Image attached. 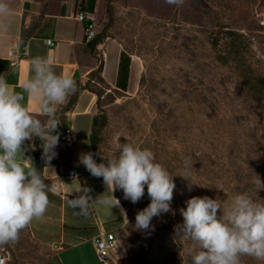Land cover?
Returning <instances> with one entry per match:
<instances>
[{"label":"rangeland","instance_id":"rangeland-1","mask_svg":"<svg viewBox=\"0 0 264 264\" xmlns=\"http://www.w3.org/2000/svg\"><path fill=\"white\" fill-rule=\"evenodd\" d=\"M107 6L108 0H98L97 34L117 39L140 62L143 74L128 93L91 83L100 92L92 126L96 152L111 158L123 143L148 148L176 185L175 214L153 217L149 230L134 228L137 212L148 206L144 197L132 203L117 189L128 222L108 260L183 264L186 249L195 245L175 238L174 230L183 223L180 209L188 199L219 198L222 209L237 193L264 200V190L255 188L257 177L264 183V102L249 95L235 64L218 60L228 48L226 32L234 30L243 35L247 62L264 81V0H183L179 6L165 0H112L111 17ZM185 158L194 167L189 181L180 176ZM98 161L106 163L99 155ZM0 251L7 264L55 261L28 227L18 242ZM241 264L260 262L242 257Z\"/></svg>","mask_w":264,"mask_h":264},{"label":"clouds","instance_id":"clouds-1","mask_svg":"<svg viewBox=\"0 0 264 264\" xmlns=\"http://www.w3.org/2000/svg\"><path fill=\"white\" fill-rule=\"evenodd\" d=\"M165 2L179 6L183 0ZM11 14L6 0H0V17ZM31 70L33 75L24 82L21 91L0 77V246L18 242L20 233L47 211L49 186L31 157L25 155L33 147L26 142L40 139L45 168H51L59 142L57 106L65 104L78 90L71 76L57 74L44 58H34ZM25 94L39 100L41 113L47 119L42 121L29 113L24 103ZM97 155L106 163H97L92 152L82 153L79 163L92 176L102 178L111 195L104 192L96 199L90 195L89 187L81 185L74 198L67 201L68 207L78 215L87 216L90 203L119 207L113 195L117 189L123 191L124 199L137 203L145 194V186L150 203L137 212L136 230H149L153 217L169 212L175 214L171 208L176 187L173 175L156 162L150 149L123 143L111 158ZM184 163L180 176L189 181L193 163L189 158H185ZM191 185L189 183V190ZM255 188L256 193L264 190L259 177ZM185 203L186 209H180L183 223L175 226V238L190 241L195 247L186 249L187 260H183V264H241L242 257L264 264V200L237 193L223 209L219 198L208 196L192 197ZM218 211L222 214L218 215ZM121 214L126 217L123 209Z\"/></svg>","mask_w":264,"mask_h":264},{"label":"crops","instance_id":"crops-1","mask_svg":"<svg viewBox=\"0 0 264 264\" xmlns=\"http://www.w3.org/2000/svg\"><path fill=\"white\" fill-rule=\"evenodd\" d=\"M12 14L0 17V77L17 91L32 75L31 61L36 57L44 58L57 74L79 78L86 84L90 74L103 64L101 76L112 90L131 92L137 88L143 74L142 65L132 54L127 53L115 38L106 37L94 51L89 48L86 39V22L76 19L79 12L87 15L96 28L100 17L97 13L98 0H6ZM95 28V30H96ZM97 33V31H96ZM54 40L49 46L46 40ZM91 83H97L94 78ZM70 98V97H69ZM57 106L59 142L55 148L56 156L51 168L43 169V177L49 186V205L44 216L34 220L28 229L32 237L40 244L53 251L59 264H106L97 250L95 240L113 232L120 241V234L128 222L127 210L114 191L119 207H106L90 203L87 216L78 215L68 207L67 201L74 198L82 186L91 189L90 195L99 199L105 188L102 178L92 176L79 163L82 153L92 152L99 163L91 133L93 117L98 103V96L90 90H83L75 106L66 113H60L68 103ZM26 107L30 114L42 121L43 116L38 99L25 94ZM71 129L74 140L67 142L63 134ZM36 139V138H35ZM33 145L25 155L36 151L40 146ZM26 164L31 165L29 161ZM74 168L81 172L79 177H68V170ZM116 204L113 199V205ZM121 209L126 217L121 214ZM111 254V253H110Z\"/></svg>","mask_w":264,"mask_h":264},{"label":"trees","instance_id":"trees-1","mask_svg":"<svg viewBox=\"0 0 264 264\" xmlns=\"http://www.w3.org/2000/svg\"><path fill=\"white\" fill-rule=\"evenodd\" d=\"M110 3H112V0H108L107 12H108L109 17H111L112 15V9H111ZM89 22L90 21H87L86 25ZM226 36H227V39L229 40L228 48L226 52L220 53L218 60L220 61V63L224 65L235 64L240 74V77L242 78V81L248 90L249 95L261 103L264 102V81L260 79V76H256L255 70L247 62V57H246V47L247 46H245L244 42H241V38H243V35L239 34L238 32L234 30H228L226 32ZM106 37L108 36L104 35L103 33H98L96 38L92 42L89 43V48L92 51H94L95 47L99 43H101L102 40ZM102 68H103V64L102 62H100L99 67L90 74L89 80L86 84H82L79 78H74V80L76 81L78 90L74 95L70 96L68 103L60 111V113H66L70 111L77 103L79 99V95L81 91L83 90H90L92 92H95L98 96V103H99L100 92L91 87V80L95 78L99 85L101 86L103 85L107 87V85L105 84V80L101 76ZM91 142L93 144V148H94L96 157L98 159V155L96 152L95 136L93 133H91ZM34 143L38 146L41 145V141L39 138H36ZM42 153H43V150L40 146L38 150L33 151L27 154L26 156L31 157L33 165L38 170H40L43 175V169L45 168L46 163H45V160L42 158ZM29 162L32 164L31 161ZM52 163L53 161L51 160L50 164ZM143 197L146 203L149 204L150 199L148 198L147 191H145V194ZM55 260H58V259L55 257ZM106 264H109V263H106Z\"/></svg>","mask_w":264,"mask_h":264},{"label":"built area","instance_id":"built-area-1","mask_svg":"<svg viewBox=\"0 0 264 264\" xmlns=\"http://www.w3.org/2000/svg\"><path fill=\"white\" fill-rule=\"evenodd\" d=\"M76 19L81 21V22H86L89 21L88 17L85 13L79 12L76 15ZM96 26L93 21L90 20V22L86 25L85 27V32H86V39L87 41H93L96 36ZM47 44L49 46H54L55 42L54 40L48 39L46 40ZM62 139L67 141V142H72L74 140V134L71 129L67 130L63 136ZM81 175V172L77 169L71 168L68 170V177L73 178V177H79ZM96 247L99 253L102 255L109 256L111 252H114L118 246H119V239L117 238L116 234L113 232H107L101 236H99L96 240ZM7 256L5 255L4 252L0 251V264H7ZM53 264H59L58 262H54Z\"/></svg>","mask_w":264,"mask_h":264},{"label":"water","instance_id":"water-1","mask_svg":"<svg viewBox=\"0 0 264 264\" xmlns=\"http://www.w3.org/2000/svg\"><path fill=\"white\" fill-rule=\"evenodd\" d=\"M101 258H102L103 260H105V261L108 260V256L103 255V254L101 255Z\"/></svg>","mask_w":264,"mask_h":264}]
</instances>
